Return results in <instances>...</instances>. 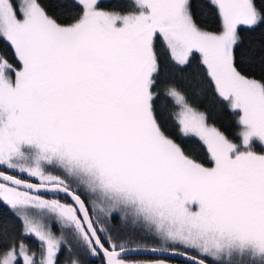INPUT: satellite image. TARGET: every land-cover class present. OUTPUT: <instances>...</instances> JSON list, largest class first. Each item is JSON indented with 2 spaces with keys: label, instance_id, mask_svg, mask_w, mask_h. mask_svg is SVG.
Listing matches in <instances>:
<instances>
[{
  "label": "snow or ice",
  "instance_id": "6c2138e0",
  "mask_svg": "<svg viewBox=\"0 0 264 264\" xmlns=\"http://www.w3.org/2000/svg\"><path fill=\"white\" fill-rule=\"evenodd\" d=\"M257 28L264 0H0V264H264Z\"/></svg>",
  "mask_w": 264,
  "mask_h": 264
},
{
  "label": "trees",
  "instance_id": "16d2710c",
  "mask_svg": "<svg viewBox=\"0 0 264 264\" xmlns=\"http://www.w3.org/2000/svg\"><path fill=\"white\" fill-rule=\"evenodd\" d=\"M53 6L58 4L60 0H50ZM122 2V0H111L106 4ZM59 13V9H56ZM244 41L241 45V54L245 58V63L250 64V71L259 74L261 70L260 61L264 57V28H257L254 32L243 33ZM193 103L199 106L202 110L209 113L210 120L224 131L230 138L236 139L238 126L235 123L236 118L220 104L213 101L210 96L202 95L192 98Z\"/></svg>",
  "mask_w": 264,
  "mask_h": 264
},
{
  "label": "rangeland",
  "instance_id": "374dc122",
  "mask_svg": "<svg viewBox=\"0 0 264 264\" xmlns=\"http://www.w3.org/2000/svg\"><path fill=\"white\" fill-rule=\"evenodd\" d=\"M111 0H105V2H110Z\"/></svg>",
  "mask_w": 264,
  "mask_h": 264
}]
</instances>
